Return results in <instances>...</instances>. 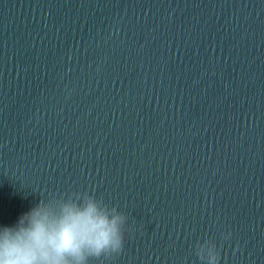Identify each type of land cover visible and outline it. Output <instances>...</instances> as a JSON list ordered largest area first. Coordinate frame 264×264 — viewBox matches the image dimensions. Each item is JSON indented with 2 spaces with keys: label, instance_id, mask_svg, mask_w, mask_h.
Instances as JSON below:
<instances>
[{
  "label": "water",
  "instance_id": "obj_1",
  "mask_svg": "<svg viewBox=\"0 0 264 264\" xmlns=\"http://www.w3.org/2000/svg\"><path fill=\"white\" fill-rule=\"evenodd\" d=\"M77 191L92 264H264V0H0V226Z\"/></svg>",
  "mask_w": 264,
  "mask_h": 264
},
{
  "label": "clouds",
  "instance_id": "obj_2",
  "mask_svg": "<svg viewBox=\"0 0 264 264\" xmlns=\"http://www.w3.org/2000/svg\"><path fill=\"white\" fill-rule=\"evenodd\" d=\"M127 219L87 191L41 198L14 225L0 226V264H92L119 255ZM195 255L202 264L220 261L207 239L195 243Z\"/></svg>",
  "mask_w": 264,
  "mask_h": 264
}]
</instances>
